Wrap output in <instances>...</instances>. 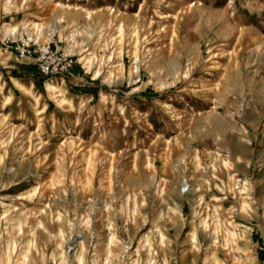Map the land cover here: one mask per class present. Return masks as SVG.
<instances>
[{
  "label": "rangeland",
  "instance_id": "1",
  "mask_svg": "<svg viewBox=\"0 0 264 264\" xmlns=\"http://www.w3.org/2000/svg\"><path fill=\"white\" fill-rule=\"evenodd\" d=\"M0 264H264V0H0Z\"/></svg>",
  "mask_w": 264,
  "mask_h": 264
},
{
  "label": "built area",
  "instance_id": "2",
  "mask_svg": "<svg viewBox=\"0 0 264 264\" xmlns=\"http://www.w3.org/2000/svg\"><path fill=\"white\" fill-rule=\"evenodd\" d=\"M66 66H67V59L65 57L58 59V61L55 63L54 66H52L49 62L47 63L46 61H43L40 64L41 71L46 75L62 74L64 71H66L64 70Z\"/></svg>",
  "mask_w": 264,
  "mask_h": 264
}]
</instances>
